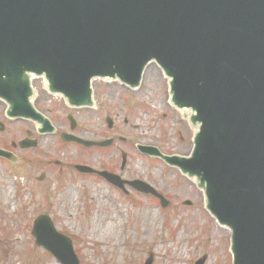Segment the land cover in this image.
Here are the masks:
<instances>
[{"label": "water", "instance_id": "1", "mask_svg": "<svg viewBox=\"0 0 264 264\" xmlns=\"http://www.w3.org/2000/svg\"><path fill=\"white\" fill-rule=\"evenodd\" d=\"M150 62L197 131L188 157L145 149L196 178L206 209L231 232L233 264H264V0H0V98L9 117L33 118L41 133L53 128L29 102L30 75L81 106L92 79L135 87ZM131 184L166 206L148 185ZM31 235L59 263L79 264L47 215Z\"/></svg>", "mask_w": 264, "mask_h": 264}, {"label": "rangeland", "instance_id": "2", "mask_svg": "<svg viewBox=\"0 0 264 264\" xmlns=\"http://www.w3.org/2000/svg\"><path fill=\"white\" fill-rule=\"evenodd\" d=\"M96 84L97 92H103L102 100L98 97L96 108L75 119L73 130L63 114L54 113L60 104L54 97L34 105L55 128L54 133L46 134L36 133L30 120L6 119L0 103V121L5 125L0 147L22 160L14 169L0 158V264H59L34 245L30 234L33 219L43 213L50 215L57 230L72 238L80 264H143L148 253L153 255L152 264H194L203 255L204 264H232L230 234L205 210L195 184L175 168L135 149L136 144L152 145L165 154L184 155L191 147L193 129L168 104L167 81L157 67H147L135 92L122 88L118 92L112 83ZM33 85L42 92L41 81L34 80ZM109 90H116L122 100L109 103L105 98ZM106 117L113 120L111 128ZM125 117L128 123L123 126ZM26 131L31 133L29 137ZM62 131L86 140L112 137L114 141L105 148H85L62 141ZM119 135L132 140L120 141ZM24 138L34 140L35 146L20 148L18 141ZM121 152L127 157L120 171L123 178L152 184L169 200L168 208L130 189L124 195L98 177L78 174L70 166L119 167ZM41 174L43 179L38 180ZM185 200L190 205H184Z\"/></svg>", "mask_w": 264, "mask_h": 264}, {"label": "flooded vegetation", "instance_id": "3", "mask_svg": "<svg viewBox=\"0 0 264 264\" xmlns=\"http://www.w3.org/2000/svg\"><path fill=\"white\" fill-rule=\"evenodd\" d=\"M113 83L112 84H114L115 85V87L118 89V92H122V90H125L126 92H134V91H132V90H130L128 87H125V86H123V85H121V84H119L118 82H115V81H112ZM97 86V84H94V87H93V100H94V103L97 105V101H98V97L100 98V100H102V97H103V92H101V91H98L100 94H98V92H97V90H96V86ZM34 86V85H33ZM121 88H122V90H121ZM116 90L115 91H111V90H109V91H107L106 93H105V98L107 99V101H109V103H111V104H114L116 101H121L122 99H121V97L120 96H117V93H118ZM43 94V95H42ZM111 94H113V96L111 95ZM44 97V98H43ZM51 97H54L55 99H57L58 101H59V107L57 108V109H54V113H61V114H63V116H65L66 117V119L68 120V118L69 117H72V118H74V119H76V118H79V117H81L82 116V113L83 112H86L87 110H90L89 108H87V107H69L67 104H66V102L61 98V97H59V96H54V95H52V94H50V93H48L47 91H45V90H43L42 89V92H38V91H35L34 92V94H33V98H32V103H33V105H35V106H40V104H42V102H43V100H49V98H51ZM129 101H131V100H129ZM0 103L1 104H3L4 105V107H5V104L2 102V101H0ZM95 108H96V106H95ZM113 108L115 109L116 107L113 105ZM119 111L120 110H118V112H116V119H117V116L119 115ZM88 112V111H87ZM4 117H5V115H4ZM105 121H106V119H105ZM127 118L125 117V118H123L122 119V122L124 123V124H127ZM2 122V121H1ZM3 123V122H2ZM4 124V123H3ZM113 124V120H111V125ZM4 127H5V125H4ZM130 139V140H132V137L131 136H127V137H122V136H120L119 135V140L120 141H126L127 139ZM112 143H113V141H112ZM111 143V144H112ZM95 147V146H94ZM117 152V151H116ZM120 156H122V152L120 153ZM110 157V156H109ZM126 160H127V157L125 156V163L124 164H119V167H116L115 165L114 166H110V167H106V168H101V166L99 167V169H104V170H106V171H108V172H111V173H115V174H118V175H120L122 178H123V176H122V174H121V172L120 171H122L123 169H124V167H125V164H126ZM92 175H95V176H97V174L96 173H91ZM98 177V176H97Z\"/></svg>", "mask_w": 264, "mask_h": 264}, {"label": "bare ground", "instance_id": "4", "mask_svg": "<svg viewBox=\"0 0 264 264\" xmlns=\"http://www.w3.org/2000/svg\"><path fill=\"white\" fill-rule=\"evenodd\" d=\"M149 66V65H148ZM147 69V68H146ZM146 71V70H145ZM31 76V75H30ZM185 113H189V111H186ZM4 198L5 199H7L8 197H7V195L6 194H4Z\"/></svg>", "mask_w": 264, "mask_h": 264}]
</instances>
